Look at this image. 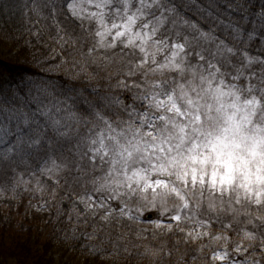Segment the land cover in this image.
Instances as JSON below:
<instances>
[{"label": "snow or ice", "instance_id": "6c2138e0", "mask_svg": "<svg viewBox=\"0 0 264 264\" xmlns=\"http://www.w3.org/2000/svg\"><path fill=\"white\" fill-rule=\"evenodd\" d=\"M45 9L65 54L45 71L64 80L0 87V169L43 160L55 185L71 176L69 219L93 227L88 240L108 230L111 248H85L96 258L164 264L209 237L205 264H264V0H45L30 11ZM153 214L169 222L152 221L149 242L141 221Z\"/></svg>", "mask_w": 264, "mask_h": 264}, {"label": "trees", "instance_id": "16d2710c", "mask_svg": "<svg viewBox=\"0 0 264 264\" xmlns=\"http://www.w3.org/2000/svg\"><path fill=\"white\" fill-rule=\"evenodd\" d=\"M0 2L10 5L9 8L0 10V87L14 86L29 79H47L49 76L62 83L64 80L62 73L45 71L56 63V61L50 60V57L59 54L58 58H64L65 55L60 53V49L49 38L52 20L47 18L46 9L41 11L39 16L30 11L38 5L42 7L45 0H0ZM187 15L191 16L192 14L189 12ZM37 32L40 33L39 39L36 36ZM7 47L9 50L4 51L3 49ZM58 157L57 153L51 160L59 163ZM42 164H44L43 160L31 161L30 167L21 164L14 172L0 169V197H12L17 202L18 208L22 206L27 210L26 214L34 204H47L49 209H52V215L46 221L48 226L46 239L38 237L32 242V227L30 225L25 227V216L18 217L16 209L0 204V264H51L50 251L58 236L71 240L68 250L76 252L82 264H113L107 256L101 255L96 258L85 251L89 244L100 248H111L108 230L100 233V239L88 240L86 237L93 232V227L85 225L83 220L77 221L75 217L69 219L70 209L64 206L63 202L68 201L72 177H68L67 186L62 179L61 184L55 185L53 188L51 184L46 183L47 181L34 178L33 173H36V166ZM48 164H51L50 160H48ZM29 176L32 179L26 185ZM17 181L20 182L19 186L13 192L12 187ZM37 181H41V183L38 185ZM157 219L168 220L167 215L163 217L157 215ZM150 225L141 221V226L145 229L150 230ZM184 226L186 228L194 227L192 223H187ZM116 232L117 230L113 229L112 235L115 236ZM211 232L220 234L221 226L216 224ZM149 233L150 231L145 233L146 236H149V242H155L152 241ZM224 234L230 236L232 240L238 239L233 232L229 231ZM177 238L170 237L169 243L174 242ZM201 243L209 245L203 252H200L198 244L185 246L182 243L180 251H173L171 259L165 257L164 264H176L185 252L187 253V264H205L203 257L209 256L210 249L217 246L208 237H205ZM257 255L259 256L258 250ZM193 256L198 258L193 261ZM115 264H124V257H119ZM129 264H148V262L142 257H137Z\"/></svg>", "mask_w": 264, "mask_h": 264}, {"label": "rangeland", "instance_id": "374dc122", "mask_svg": "<svg viewBox=\"0 0 264 264\" xmlns=\"http://www.w3.org/2000/svg\"><path fill=\"white\" fill-rule=\"evenodd\" d=\"M8 48L9 47L3 50L7 51ZM51 166L52 165H47L46 167H51ZM39 168H40V165L36 166V173L38 174L35 173V176H34L35 180L40 179V178L45 179L47 180V183L51 184L54 188L55 186L54 181H49L47 174H41ZM31 179L32 178L29 176L28 182L26 183V185L31 182ZM0 204L4 206H8V207H15V202L11 198H7V197H0ZM70 206H71V203H70ZM15 212H16V216L18 217L25 216V219H24L25 227H28L26 221L28 222V224L29 223L32 224L31 226H33L34 236L41 235L45 232L44 222L46 219H48L47 217L50 216L49 214L51 213V210L34 206L26 214L27 210L24 209L22 206H20L18 209L15 210ZM162 223L164 222L162 221ZM150 226H151V229L150 230L147 229L145 233H148L149 231L151 232L153 230L152 224ZM53 258H54L55 264H75L74 258H72V255H69V254L56 253L53 256Z\"/></svg>", "mask_w": 264, "mask_h": 264}]
</instances>
